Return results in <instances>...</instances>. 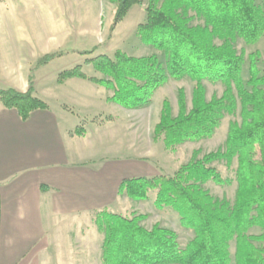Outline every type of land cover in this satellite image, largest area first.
I'll use <instances>...</instances> for the list:
<instances>
[{
  "label": "trees",
  "instance_id": "trees-1",
  "mask_svg": "<svg viewBox=\"0 0 264 264\" xmlns=\"http://www.w3.org/2000/svg\"><path fill=\"white\" fill-rule=\"evenodd\" d=\"M116 4L113 33L135 6L144 8L145 22L137 29L142 44L156 53L133 58L123 51L115 56H99L86 64L102 75L89 79L112 93L108 100L128 110L150 107L155 93L170 80H191L195 86L191 111L186 94L179 90L180 113L171 115V103L164 101L156 127L164 135L165 147L174 150L186 143L211 139L226 115L240 110L241 122L230 124L225 150L210 153L181 167L173 177L124 180L121 197L148 202L156 191L154 208L171 209L181 226L194 232V239L181 248L174 231L159 225L147 230L141 222L147 216L127 219L103 210L94 225L103 236V264H264V74L258 67V54L249 56V79L243 80V57L236 49L238 40L248 45L264 36V0H112ZM194 20L203 22L193 26ZM216 42H220V45ZM163 60L161 59V56ZM61 54L46 55L38 67ZM79 78L88 80L78 66L59 75L58 83ZM204 81L222 84L221 99L206 101ZM0 100L27 122L36 111L48 110L47 103L35 95L33 78L27 92L0 89ZM77 135H82L80 130ZM261 159L256 160V149ZM237 158L235 203L220 200L205 189L207 183L225 187V179L213 166ZM252 229L260 235H248ZM236 244L233 261L230 247ZM260 243L258 247L256 244Z\"/></svg>",
  "mask_w": 264,
  "mask_h": 264
},
{
  "label": "crops",
  "instance_id": "crops-1",
  "mask_svg": "<svg viewBox=\"0 0 264 264\" xmlns=\"http://www.w3.org/2000/svg\"><path fill=\"white\" fill-rule=\"evenodd\" d=\"M15 11L11 4L0 11V88L25 93L33 65L45 52L35 35L27 31L22 37ZM132 12L137 26L145 21L143 7ZM263 40L255 46L262 55V74ZM48 69L36 71L35 81V95L48 110L23 122L0 100V264H78L84 255L79 249L84 247L85 217L113 212L118 200H129L118 194L124 180L158 174L153 164L110 158L121 153L110 142L104 145L105 156L93 157L98 136L116 131L104 120L123 109L109 103L110 93L89 80L59 84L55 76L41 91L38 85L46 77H40ZM80 129L81 136L76 134ZM122 152L132 154V148Z\"/></svg>",
  "mask_w": 264,
  "mask_h": 264
},
{
  "label": "rangeland",
  "instance_id": "rangeland-1",
  "mask_svg": "<svg viewBox=\"0 0 264 264\" xmlns=\"http://www.w3.org/2000/svg\"><path fill=\"white\" fill-rule=\"evenodd\" d=\"M143 1L145 3L148 2V0ZM9 4L13 5L16 9L15 12L20 18V33L22 37L28 31L27 33L35 35L39 39L38 41L42 40L44 44L43 52L45 53L33 65L30 74V77L33 78L35 92L36 71L46 66L49 69L41 77L39 74L40 78L46 77L38 85L41 91H43L42 89L49 79L52 81L55 76L59 79V75L62 72L72 70L78 66L82 67V71L88 80L93 78L101 79L102 75L96 72L93 66L87 65L86 61L102 55L113 58L117 51H123L130 57L143 58L156 53L153 49L144 46L137 36V29L140 24L137 26L138 21L134 22L137 16L134 12L128 14L126 19L117 25L115 31L111 33L110 28L113 24L116 11V4L112 0H1L0 11ZM202 24L203 22L198 20H194L191 23L193 26ZM216 43L220 45V42ZM257 43L248 45L243 40H238L236 43L237 52L244 60L242 77L245 82L249 79V56L251 54L259 55L258 67L260 69L262 55L255 48ZM259 48L264 58V40L261 42ZM51 54H61L62 56L57 57L47 65L38 67V62L46 55ZM160 57L163 60L162 55ZM261 67L263 68V66ZM260 73L262 76L261 69ZM203 85L205 87L207 102H211L214 99L219 100L223 97L225 88L222 84L204 81ZM194 86L195 84L189 79L182 81L170 80L166 86L160 88L155 93L150 107L141 110H128L120 106L123 110H119L120 112L118 113L115 112L116 115L112 116L114 119L116 118V122L113 118L111 120L105 118L106 120H104L110 123L111 126L114 125L113 128L114 130L116 128V131H112L111 135L104 134L103 136H98L99 144L93 147V157L95 155L105 156L107 151H105L104 145L110 142L111 145L121 149V153L111 155L110 158H131L139 162L153 164L158 174L155 177L148 178H156L160 176L173 177L182 166L187 165L191 161L202 159L210 153L225 150L230 124L232 122H241L240 110L233 116L226 115L211 139L203 140L199 143H186L177 146L174 150L166 149L164 135L157 136L155 133L162 116L165 100L171 103L172 117L177 118L179 116L180 108L178 100L180 89L185 91L187 110L191 111ZM108 92L110 93V99L112 93ZM123 115L127 118H124ZM124 126H126V129H123ZM80 131L83 132L84 130L80 129ZM126 146L132 148V154L122 152ZM254 158L256 160L261 159L259 148L256 149ZM213 166L219 170L225 179L231 180L233 184L220 187L213 183H207L204 186L205 189L213 197L227 200L233 205L238 187L236 183L237 158L234 159L231 166H228L225 161L216 162ZM152 174L154 173H148L147 175L152 176ZM155 197L156 191H152L150 192V200L148 202H134L131 199L118 200L116 209L111 213L121 215L130 220L142 215L147 216V219L141 222L142 226L149 231L157 225L161 228L174 231L178 236L181 248H185L194 239V232L183 228L178 214L171 209H165L162 212L155 210L153 206ZM94 215L85 217L82 233L84 247L79 249L84 255L83 258H78V264H103V236L94 225ZM260 234L261 230L259 229H252L248 233V235ZM256 245L259 247L260 243ZM230 253L234 261L236 253L235 242L231 243Z\"/></svg>",
  "mask_w": 264,
  "mask_h": 264
}]
</instances>
